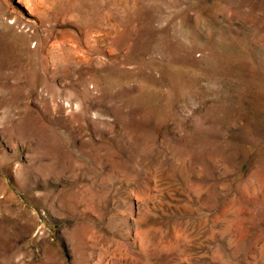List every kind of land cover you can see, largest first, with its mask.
I'll return each instance as SVG.
<instances>
[{
  "label": "rangeland",
  "instance_id": "374dc122",
  "mask_svg": "<svg viewBox=\"0 0 264 264\" xmlns=\"http://www.w3.org/2000/svg\"><path fill=\"white\" fill-rule=\"evenodd\" d=\"M0 264H264V0H0Z\"/></svg>",
  "mask_w": 264,
  "mask_h": 264
}]
</instances>
